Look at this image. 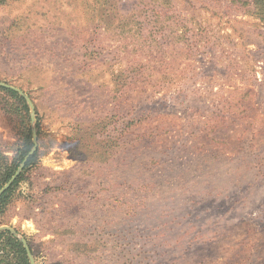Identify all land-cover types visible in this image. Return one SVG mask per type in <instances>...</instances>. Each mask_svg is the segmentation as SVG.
Segmentation results:
<instances>
[{
	"label": "rangeland",
	"instance_id": "374dc122",
	"mask_svg": "<svg viewBox=\"0 0 264 264\" xmlns=\"http://www.w3.org/2000/svg\"><path fill=\"white\" fill-rule=\"evenodd\" d=\"M0 82L35 264H264V0H0Z\"/></svg>",
	"mask_w": 264,
	"mask_h": 264
},
{
	"label": "trees",
	"instance_id": "16d2710c",
	"mask_svg": "<svg viewBox=\"0 0 264 264\" xmlns=\"http://www.w3.org/2000/svg\"><path fill=\"white\" fill-rule=\"evenodd\" d=\"M1 91L5 92L11 99L15 100L18 107H23L25 111V121L28 120L29 107L25 99L20 96L16 91L1 88ZM17 107V112L21 113L22 110ZM27 116V118H26ZM24 139L21 148L16 152V156L11 163H3L0 166V189L8 182L13 176L16 169L23 162L25 156L31 151L33 147L32 132L28 125H25ZM37 158V152L30 156L26 162L23 172L20 174L18 179L14 182L12 187L0 197V216L2 215L4 208L7 206L8 199L15 188V186L21 181L25 171L33 166ZM0 264H30L29 259L26 255V251L22 243L14 238L9 231H0Z\"/></svg>",
	"mask_w": 264,
	"mask_h": 264
},
{
	"label": "water",
	"instance_id": "95a60500",
	"mask_svg": "<svg viewBox=\"0 0 264 264\" xmlns=\"http://www.w3.org/2000/svg\"><path fill=\"white\" fill-rule=\"evenodd\" d=\"M0 87H4V88H8V89H12V90H14V91H16V92H19L21 95H23V93H22V91L21 90H19V89H17V88H15V87H12V86H10V85H7V84H4V83H2V82H0ZM26 99H27V101L30 103V100H29V98L28 97H26V96H24ZM31 104V103H30ZM33 143H34V146H33V148H32V150L29 152V154L26 156V158H25V160L23 161V163L21 164V166L19 167V169L17 170V172L14 174V176L9 180V182L0 190V197L10 188V186H12V184L15 182V180L17 179V177L19 176V174H20V172L23 170V168L25 167V164H26V161L28 160V158L30 157V156H32L34 153H35V151L37 150V147H38V143H37V135H36V133L35 132H33ZM2 229H4V230H8V231H10L12 234H14L19 240H20V242L23 244V246H24V249H25V251H26V253H27V255H28V257H29V259H30V262H31V264H35V261H34V257H33V255H32V252H31V250H30V247H29V245H28V243H27V241L24 239V238H21V237H19L12 229H10V228H0V230H2Z\"/></svg>",
	"mask_w": 264,
	"mask_h": 264
}]
</instances>
